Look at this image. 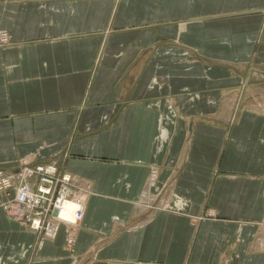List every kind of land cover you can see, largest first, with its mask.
<instances>
[{
  "label": "crops",
  "instance_id": "crops-1",
  "mask_svg": "<svg viewBox=\"0 0 264 264\" xmlns=\"http://www.w3.org/2000/svg\"><path fill=\"white\" fill-rule=\"evenodd\" d=\"M0 31V170L87 199L56 238L0 206V264H264V0H0Z\"/></svg>",
  "mask_w": 264,
  "mask_h": 264
},
{
  "label": "built area",
  "instance_id": "built-area-1",
  "mask_svg": "<svg viewBox=\"0 0 264 264\" xmlns=\"http://www.w3.org/2000/svg\"><path fill=\"white\" fill-rule=\"evenodd\" d=\"M10 42L11 36L7 32H0V44L8 45ZM152 177L154 182V174ZM76 185L77 181L72 175L61 172L55 163L22 166L13 174L0 173V194L6 195V198L0 197V204L13 221L31 228L37 234L56 238L59 229L57 233L53 229L61 221V200L77 199L86 207L84 194ZM11 192H14V198L8 195ZM85 214L86 210L80 211L76 225L82 222ZM68 240L69 245L75 241L72 237Z\"/></svg>",
  "mask_w": 264,
  "mask_h": 264
},
{
  "label": "rangeland",
  "instance_id": "rangeland-1",
  "mask_svg": "<svg viewBox=\"0 0 264 264\" xmlns=\"http://www.w3.org/2000/svg\"><path fill=\"white\" fill-rule=\"evenodd\" d=\"M179 25H180V34H179V40H180V49H174L175 51H172V49L170 48V46H168V48H169V50L168 51H166L165 53L167 54V55H169L170 57H177V55H180V58H179V60L181 61V62H190V61H193V60H195V58H197V60H198V58H202L201 56H203L204 54L202 53V46H203V44H204V42H203V36H204V33H205V31L204 30H202V27L201 26H196V27H194V29L193 30H189L188 31V27H187V23H185V22H181V23H179ZM213 30V29H212ZM0 32H4L5 33V31H0ZM223 32V31H222ZM7 34H9V32L7 33ZM207 35H208V33H206ZM219 34H220V32L218 31V30H216V31H214L213 30V35L214 36H216V37H219ZM10 35V34H9ZM11 36V35H10ZM164 36H166V38H167V40H169V38H170V34H164ZM191 39V40H193L191 43H190V45L191 46H194V47H192V49L194 50L193 52H190L189 53V51L187 50V45H188V40L187 39ZM218 40L219 39H214V40H208V41H213L212 43L214 44V43H216V42H218ZM11 43V42H10ZM9 43V44H10ZM9 44L7 45V44H4V45H2V44H0V46L1 47H7V46H9ZM199 61V60H198ZM43 164H45V163H43ZM43 164H39V165H43ZM58 168H59V166H58ZM60 169V168H59ZM61 171V170H60ZM1 172H3L4 174H13V173H10V172H7V171H5V170H0V173ZM62 172V171H61ZM63 173H65V172H63ZM69 176V175H68ZM71 177V176H70ZM34 181V180H33ZM77 188H79L82 192H83V194H85L86 192V190H85V187L84 186H81L80 184H79V181L77 182ZM15 192V191H14ZM14 192H11L10 194H8V195H11L13 198H14ZM1 195H4V194H0V196ZM2 198V197H1ZM3 198H5V197H3ZM84 199L87 201V199H86V194H85V197H84ZM68 201L69 202H71V203H82V209H84V210H87L86 209V207H85V203L83 204V202H81V201H78L77 199H74V200H71V199H68ZM0 206H1V204H0ZM7 213V212H6ZM60 217V216H59ZM61 219H63V218H61ZM60 219V220H61ZM79 220H76V222H75V224L74 223H69V222H65V221H60V224H56V226L54 227V231L56 230V233H57V231H58V229H60V226L59 225H61V224H64V225H68V226H72L73 225V227H74V225H76L77 224V222H78ZM58 226V227H57ZM59 232V231H58ZM58 234V233H57ZM261 239H262V241H264V226H263V232H262V236H261ZM74 245V243L71 245V246H73Z\"/></svg>",
  "mask_w": 264,
  "mask_h": 264
},
{
  "label": "bare ground",
  "instance_id": "bare-ground-1",
  "mask_svg": "<svg viewBox=\"0 0 264 264\" xmlns=\"http://www.w3.org/2000/svg\"><path fill=\"white\" fill-rule=\"evenodd\" d=\"M82 202V201H81ZM84 204V203H83ZM60 210L61 211V221L69 222V223H74L76 220H79L80 218V211L84 210L82 209V203H71L68 201V199L63 198L61 202L59 203ZM78 223V222H77ZM60 224V223H58ZM60 226V225H59ZM77 225H74V227ZM58 227V226H57ZM73 227V225H72ZM56 232V230H55Z\"/></svg>",
  "mask_w": 264,
  "mask_h": 264
}]
</instances>
